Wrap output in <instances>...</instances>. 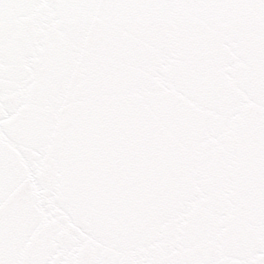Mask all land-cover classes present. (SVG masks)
<instances>
[{"label": "snow or ice", "instance_id": "6c2138e0", "mask_svg": "<svg viewBox=\"0 0 264 264\" xmlns=\"http://www.w3.org/2000/svg\"><path fill=\"white\" fill-rule=\"evenodd\" d=\"M0 264H264V0H0Z\"/></svg>", "mask_w": 264, "mask_h": 264}]
</instances>
